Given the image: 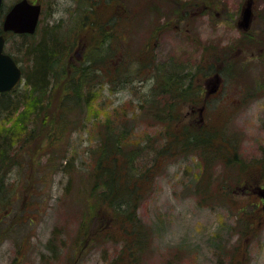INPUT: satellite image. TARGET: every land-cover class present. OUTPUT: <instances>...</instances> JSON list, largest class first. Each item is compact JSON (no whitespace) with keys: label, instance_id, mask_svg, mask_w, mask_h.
Listing matches in <instances>:
<instances>
[{"label":"rangeland","instance_id":"obj_1","mask_svg":"<svg viewBox=\"0 0 264 264\" xmlns=\"http://www.w3.org/2000/svg\"><path fill=\"white\" fill-rule=\"evenodd\" d=\"M5 1L3 12L16 0ZM42 1L43 30L63 22L77 26L73 17L79 0ZM173 1L122 0L129 19L113 23L118 50L107 63L104 79L94 85L91 106L72 115L79 123L68 127V149L55 151L61 166L41 182L36 163L23 174L16 168L9 176L20 181V193L0 211V264H129L127 255L114 263L125 245L122 241L94 242L92 236L78 234L86 205L83 186L93 161L90 153L99 142L97 126L107 120H131L133 142H159L164 148L166 128L182 136L186 125L195 129L198 124L184 116L192 106L182 99L175 109L178 124L156 118L166 99L174 97L160 95L164 88L156 73L175 64L197 73L195 86H206L202 71L215 62L221 65L223 86L207 104L204 123L218 130L214 138L219 158L212 161L201 150H161L157 158L165 164L137 208L149 231V246L137 264H264V209L256 189L264 184V0H251L249 31L240 28L249 0H211L207 9L190 5L183 11L185 18ZM117 2L97 0V13L111 17L120 9ZM224 52L229 53L223 57ZM77 54L83 57L82 51ZM223 58L230 62L222 63ZM149 59L155 63H147ZM248 88H262L263 93L248 96ZM55 93L59 97L61 91ZM23 109L1 123L7 128L20 123ZM146 150L150 155L145 152L142 162L148 164L159 149L148 145Z\"/></svg>","mask_w":264,"mask_h":264},{"label":"trees","instance_id":"obj_2","mask_svg":"<svg viewBox=\"0 0 264 264\" xmlns=\"http://www.w3.org/2000/svg\"><path fill=\"white\" fill-rule=\"evenodd\" d=\"M96 1H78L75 9L78 24L75 27H68L63 22L58 25L56 23L51 28L44 27V30L40 27L34 34H9L11 39L8 50L21 62L24 83L31 91L21 84L10 92H0V211L7 204H13L12 195L20 193V181H9V175L16 168L23 174L29 164L35 167L36 163L41 182L61 166L55 161L59 157L55 151L58 148L68 149V127L79 123L77 117V120L72 119V115L78 111L84 112V108L91 106V102L95 100L94 85L104 79L107 63L118 50L112 36L113 23L123 21L121 23L125 24L129 19V12L120 6L123 3L119 0V10L112 11L109 18L101 17L95 7ZM173 2L177 5L176 12L185 18L187 13L184 15L183 11H187L188 6L207 9L211 0ZM108 24L111 28H107ZM11 41L14 44L10 45ZM78 51H82V58L76 57ZM223 59L226 64L229 63V59ZM149 61L155 63L151 59L146 62ZM217 65L205 67L202 71L206 74L205 77L218 73ZM160 73H156L158 84L164 88L160 95L172 94L174 97L166 99L168 103L155 116L161 117L160 121L163 123L178 124L181 118L174 116L179 100L187 103L201 101L202 85L195 86L193 83L197 73L184 72L175 64H166ZM56 90L61 91L59 97H56ZM154 99L153 97L152 100ZM157 104L158 107L161 106L160 100ZM22 105L23 119L20 123L11 124L9 128L1 123L2 119L4 122L8 121L16 111L22 109ZM24 118L29 120L25 121ZM114 124L107 120L97 126L99 142L90 153L93 161L86 177L88 184L86 181L83 186L82 194L86 193V205L82 207L84 220L78 234L83 238L90 235L94 242L101 239L122 241L125 245L114 263H119L127 255L129 264H137L141 253L149 246V231L142 225L137 208L148 191L146 189L149 188L150 181L154 180L165 164L157 156L162 153V149L169 154L172 151L179 153L181 150H201L210 159L218 158L217 150L220 146L215 144L217 139L214 138L218 130L206 128V124L199 129L186 125L185 134L181 136L169 131L168 127V135L164 137L168 142L163 148V145H158L159 142H133L131 136L135 126L131 120L124 119L122 123ZM6 129L14 131L10 133ZM148 145L157 147L159 151L156 158L146 164L142 159L145 152L150 155L146 150ZM37 157L47 159L42 163L41 160L35 161ZM202 182L203 180L200 183ZM198 190L200 191L199 188Z\"/></svg>","mask_w":264,"mask_h":264},{"label":"water","instance_id":"obj_3","mask_svg":"<svg viewBox=\"0 0 264 264\" xmlns=\"http://www.w3.org/2000/svg\"><path fill=\"white\" fill-rule=\"evenodd\" d=\"M0 0V9L3 6ZM243 21L241 25L249 26L252 16L251 7L243 11ZM41 15V3L31 0H18L7 12L2 21L3 29L11 30L15 33H33L36 31ZM6 35L0 34V91H10L15 88L23 76V69L12 55L4 52ZM264 194V192H263Z\"/></svg>","mask_w":264,"mask_h":264},{"label":"flooded vegetation","instance_id":"obj_4","mask_svg":"<svg viewBox=\"0 0 264 264\" xmlns=\"http://www.w3.org/2000/svg\"><path fill=\"white\" fill-rule=\"evenodd\" d=\"M220 76H221V74H220ZM219 82H217L216 85H215V83L213 82L212 79H208V78L205 79L206 86H203L201 88V92H204V94H205V101H207L209 99V97H212L214 95L217 96L219 94V92L221 91L222 86H223V82H221L220 78H219ZM215 88H218V89L216 90ZM261 89H258V88L256 89L255 88L253 90V88H252L251 89L252 97L257 96V94L263 93L261 91ZM214 90H216V91H214ZM206 107H207V105H204V104H202V107H192L191 110L187 113V116L188 117H193L195 119L197 117L202 118L204 112L206 111ZM261 203L264 206V200L263 199H261Z\"/></svg>","mask_w":264,"mask_h":264},{"label":"bare ground","instance_id":"obj_5","mask_svg":"<svg viewBox=\"0 0 264 264\" xmlns=\"http://www.w3.org/2000/svg\"><path fill=\"white\" fill-rule=\"evenodd\" d=\"M75 16H76V13L74 14V17H73V19L75 18ZM0 92H3V91H0ZM10 176V175H9ZM10 178L11 177H9V181H10ZM209 182H211L212 183V179L209 177V180H208ZM14 195H12L11 197H13Z\"/></svg>","mask_w":264,"mask_h":264}]
</instances>
